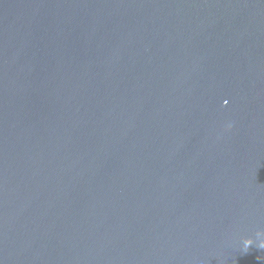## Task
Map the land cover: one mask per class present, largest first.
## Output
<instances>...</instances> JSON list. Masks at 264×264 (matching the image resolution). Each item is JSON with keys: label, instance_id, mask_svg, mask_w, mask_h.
<instances>
[{"label": "water", "instance_id": "water-1", "mask_svg": "<svg viewBox=\"0 0 264 264\" xmlns=\"http://www.w3.org/2000/svg\"><path fill=\"white\" fill-rule=\"evenodd\" d=\"M258 232L264 0H0V264H264Z\"/></svg>", "mask_w": 264, "mask_h": 264}, {"label": "clouds", "instance_id": "clouds-1", "mask_svg": "<svg viewBox=\"0 0 264 264\" xmlns=\"http://www.w3.org/2000/svg\"><path fill=\"white\" fill-rule=\"evenodd\" d=\"M224 103L227 104L228 101L225 100ZM227 127H228V128H231V127H232V124L229 123V124L227 125ZM257 235H258V236H262V237H264V232H258ZM252 243H253L252 238H248V239L245 241V247L250 246ZM258 246L264 248V238H262V239L259 240ZM209 259H210V258H209Z\"/></svg>", "mask_w": 264, "mask_h": 264}]
</instances>
